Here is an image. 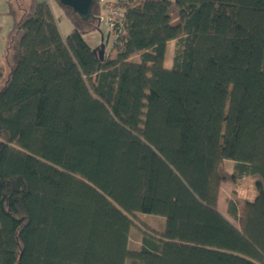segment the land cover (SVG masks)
Returning a JSON list of instances; mask_svg holds the SVG:
<instances>
[{
  "label": "trees",
  "instance_id": "16d2710c",
  "mask_svg": "<svg viewBox=\"0 0 264 264\" xmlns=\"http://www.w3.org/2000/svg\"><path fill=\"white\" fill-rule=\"evenodd\" d=\"M124 4L100 57L99 3L86 20L58 4L64 36L47 1L8 0L0 264H264V0ZM136 212L165 218L139 250Z\"/></svg>",
  "mask_w": 264,
  "mask_h": 264
},
{
  "label": "rangeland",
  "instance_id": "374dc122",
  "mask_svg": "<svg viewBox=\"0 0 264 264\" xmlns=\"http://www.w3.org/2000/svg\"><path fill=\"white\" fill-rule=\"evenodd\" d=\"M36 1H47L52 11L57 19L58 26L60 32L65 36L68 34L71 29L73 28L72 21L66 17L63 12V9L57 4L55 0H36ZM108 0H101L99 2V6L101 8V13L98 15L100 18L97 21V27L90 31H86L83 33V37L85 40L93 45V48H100V45L104 44L103 55L106 56L107 54L113 55L115 53V49L113 48L114 42V35L111 34L110 28L106 24L105 20H102L101 17L105 16L106 14V3ZM19 5L27 6L29 0H16ZM99 23V24H98ZM13 25V17L8 12V0H0V64L6 68L8 72V64L6 57L4 56V51L6 47V41L8 37V33ZM174 43L175 41H169L167 43L165 58H164V67L169 69L172 66V57L174 51ZM136 58V57H135ZM134 59V57H133ZM233 161L227 160L225 161V168L227 170L233 169ZM249 184L243 182L239 183V187H242L241 190L239 189L238 194L244 196L247 194L248 188L246 187ZM245 188V189H244ZM233 190L234 185L231 182H223L220 187L219 191V204L218 209L219 211L225 215L232 223L236 224V222L227 214V202L229 199L233 198ZM240 196V199H241ZM134 223L129 231V248L139 250L141 245V237L144 235V232L147 228L155 229L158 231H162L165 226V218L160 215L150 214V213H142L136 212L132 216Z\"/></svg>",
  "mask_w": 264,
  "mask_h": 264
},
{
  "label": "built area",
  "instance_id": "2783aa9c",
  "mask_svg": "<svg viewBox=\"0 0 264 264\" xmlns=\"http://www.w3.org/2000/svg\"><path fill=\"white\" fill-rule=\"evenodd\" d=\"M109 1V0H108ZM107 1V2H108ZM126 0H110L106 3V14L101 17L105 20L111 34L114 35V42H117L118 36L123 33V10Z\"/></svg>",
  "mask_w": 264,
  "mask_h": 264
},
{
  "label": "water",
  "instance_id": "95a60500",
  "mask_svg": "<svg viewBox=\"0 0 264 264\" xmlns=\"http://www.w3.org/2000/svg\"><path fill=\"white\" fill-rule=\"evenodd\" d=\"M58 4L70 8L74 13L79 15L82 19L86 20L89 17H93L92 7L99 3L101 0H55ZM95 17V16H94ZM98 21L100 20L97 17ZM99 24V23H98ZM104 44L100 45V48H95L98 51L99 56L103 54Z\"/></svg>",
  "mask_w": 264,
  "mask_h": 264
},
{
  "label": "crops",
  "instance_id": "0c3cea01",
  "mask_svg": "<svg viewBox=\"0 0 264 264\" xmlns=\"http://www.w3.org/2000/svg\"><path fill=\"white\" fill-rule=\"evenodd\" d=\"M88 44H89L91 47H93V45H91L90 43H88ZM219 202H220V201H219V197H218V204H219Z\"/></svg>",
  "mask_w": 264,
  "mask_h": 264
}]
</instances>
